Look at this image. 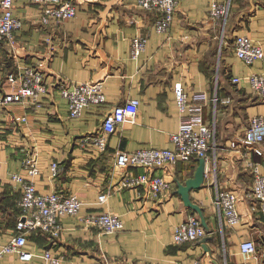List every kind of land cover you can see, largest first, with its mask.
<instances>
[{"label":"crops","instance_id":"crops-1","mask_svg":"<svg viewBox=\"0 0 264 264\" xmlns=\"http://www.w3.org/2000/svg\"><path fill=\"white\" fill-rule=\"evenodd\" d=\"M212 1L218 0H181L169 32L159 33L154 28L157 14L139 7L137 0H75L74 16L57 24L42 23L40 4L14 0L13 15L21 27L13 42L0 40V88L16 90L23 67L32 63L43 68L49 85L38 98L39 106H0V248L14 234L21 184L11 176L28 177L21 162L28 146L38 155L40 172L32 178L37 191L60 190L83 205L77 215L62 216L58 236L29 235L25 249L35 254L30 260L8 253L0 257V264H45L40 254L46 248L62 256L59 264H264V212L249 194L253 177L243 150L228 147L252 116L264 118V98L245 80L252 73L264 75V58L246 64L233 45L236 34H246L264 51V0H232L225 23L208 18ZM137 34L147 40L134 59L130 47ZM235 75L242 78L238 85L230 81ZM56 78L102 80L106 102L70 118L65 98L51 85ZM178 81L190 99L195 92L208 93L203 116L215 126L216 148L210 149L205 162L192 158L156 168L154 174L170 181V189L158 197L141 185L121 187L125 171L114 164L117 150L172 147L170 135L181 120L173 91ZM129 98L139 99L134 120L119 125L104 151L82 143L100 129L113 105ZM15 116L25 120L17 123ZM252 158L264 175V154ZM142 172V167L129 170ZM218 190L237 194L240 214L237 223H224L222 228L213 205ZM102 192L106 196L99 201ZM194 205L206 224V238L174 242L176 225L191 213L200 218ZM101 212L120 216L123 228L106 234L86 224L87 214ZM246 239L255 243L248 257L239 247Z\"/></svg>","mask_w":264,"mask_h":264},{"label":"built area","instance_id":"built-area-1","mask_svg":"<svg viewBox=\"0 0 264 264\" xmlns=\"http://www.w3.org/2000/svg\"><path fill=\"white\" fill-rule=\"evenodd\" d=\"M41 5L40 19L44 24H55L74 16L76 11L75 0H32ZM102 1V0H95ZM181 0H137V5L146 10H153L157 16L154 28L159 33H168L178 3ZM14 0H0V40L14 41L15 32L21 27V20L13 15ZM231 0L212 1L208 10V18L220 20L225 23L229 14ZM147 36L137 34L131 39L130 56L137 58L146 44ZM235 55L246 64L264 58V51L260 44L253 41L246 34H236L233 38ZM252 92L264 98V75L252 73L245 77ZM232 83L238 85L242 78L231 77ZM54 87L65 98L70 118H79L85 108L90 106L100 107L106 102L102 80H87L72 82L69 80L55 79ZM48 76L38 63L23 67L20 85L14 91L6 92L0 88V106L12 103H29L39 106L38 98L47 91ZM173 91L180 112V123L176 132L170 135L171 148L142 147L134 151L117 150L114 164L125 171L121 179V187L141 185L153 197H158L170 189V181L164 175L154 174L156 168H166L179 161H189L192 158L206 157L211 148H216V130L214 124L204 120V101L209 100L208 93L195 92L192 99L178 81L174 83ZM218 100L216 93L211 98L215 105ZM229 102V98L221 99ZM139 105L138 98H129L117 103L104 114L100 129L82 140L83 144H91L104 151L107 148L109 136L116 131L125 121H133ZM14 120L23 122L24 116H15ZM264 118L254 115L240 135L230 139L228 147L240 151L246 158V165L253 177V186L249 192L257 206L264 212V175L259 171V162L252 158V154L263 155ZM36 149L28 146L23 152L22 165L28 177L18 173L12 174V179L20 182L21 195L17 205L19 216L14 226L11 239L0 248V257L13 253L19 259L28 261L33 255L26 250L27 239L31 233L44 232L50 236H58L62 230L61 218L64 215L75 216L81 210L83 201L71 194L60 190L49 193L37 191L33 177L40 172ZM1 165V162H0ZM142 167V173H129L131 168ZM53 174H57L58 163L52 162ZM106 193H101L99 201H104ZM237 194L232 190H218L213 200V205L219 217V226L233 225L240 219L237 209ZM86 224L98 227L101 232L115 233L123 228L120 216L109 213H90L84 217ZM206 230L200 218L188 214L186 218L173 228L172 236L176 243L199 240L206 236ZM240 252L244 257L255 252L253 240L246 239L239 244ZM40 257L45 264H59L62 256L52 253L49 248L43 249ZM195 264H201L200 261Z\"/></svg>","mask_w":264,"mask_h":264},{"label":"water","instance_id":"water-1","mask_svg":"<svg viewBox=\"0 0 264 264\" xmlns=\"http://www.w3.org/2000/svg\"><path fill=\"white\" fill-rule=\"evenodd\" d=\"M198 160H200V161H202V162H205V158H204V157H199ZM181 188H182V186H181L180 184H178V191H180ZM193 208H195V209L199 212V216H200L201 224L203 225V227H204L205 230H206V224H205V222H204V220H203V218H202V216H201L200 208H199L198 206H196V205H194ZM206 232H207V231H206ZM205 238H206V236L203 237V239H205Z\"/></svg>","mask_w":264,"mask_h":264},{"label":"trees","instance_id":"trees-1","mask_svg":"<svg viewBox=\"0 0 264 264\" xmlns=\"http://www.w3.org/2000/svg\"><path fill=\"white\" fill-rule=\"evenodd\" d=\"M231 3H232V0H231ZM231 79V78H230ZM231 81V80H230ZM250 120V119H249ZM248 123H249V121H248ZM248 123H247V125H248ZM192 160V159H191ZM16 204H17V202H16ZM18 206V205H17ZM18 214H19V207H18V213H17V216H18Z\"/></svg>","mask_w":264,"mask_h":264},{"label":"rangeland","instance_id":"rangeland-1","mask_svg":"<svg viewBox=\"0 0 264 264\" xmlns=\"http://www.w3.org/2000/svg\"><path fill=\"white\" fill-rule=\"evenodd\" d=\"M19 213H20V211H19ZM19 216V215H18Z\"/></svg>","mask_w":264,"mask_h":264}]
</instances>
